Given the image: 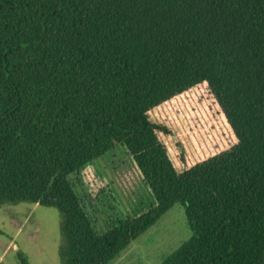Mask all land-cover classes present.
I'll return each mask as SVG.
<instances>
[{
	"label": "trees",
	"instance_id": "trees-1",
	"mask_svg": "<svg viewBox=\"0 0 264 264\" xmlns=\"http://www.w3.org/2000/svg\"><path fill=\"white\" fill-rule=\"evenodd\" d=\"M198 84L235 142L178 171L148 112ZM118 146L155 204L98 232L70 177ZM22 201L59 211L61 264L176 203L192 234L160 264H264V0H0V204Z\"/></svg>",
	"mask_w": 264,
	"mask_h": 264
},
{
	"label": "rangeland",
	"instance_id": "rangeland-1",
	"mask_svg": "<svg viewBox=\"0 0 264 264\" xmlns=\"http://www.w3.org/2000/svg\"><path fill=\"white\" fill-rule=\"evenodd\" d=\"M151 121L165 126L158 133L175 168L202 160L235 142L205 84L174 96L148 112ZM75 192L98 232L117 218L138 215L155 204L153 195L124 146H118L71 176ZM57 208L30 202L0 204V261L20 264H61L62 242ZM192 231L184 207L176 203L107 264H160Z\"/></svg>",
	"mask_w": 264,
	"mask_h": 264
}]
</instances>
